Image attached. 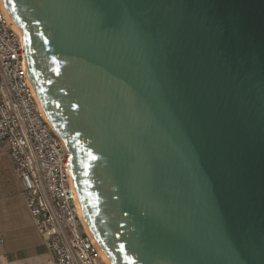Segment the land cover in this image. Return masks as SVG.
Listing matches in <instances>:
<instances>
[{
  "label": "water",
  "instance_id": "water-1",
  "mask_svg": "<svg viewBox=\"0 0 264 264\" xmlns=\"http://www.w3.org/2000/svg\"><path fill=\"white\" fill-rule=\"evenodd\" d=\"M110 264H264V0H0Z\"/></svg>",
  "mask_w": 264,
  "mask_h": 264
},
{
  "label": "built area",
  "instance_id": "built-area-1",
  "mask_svg": "<svg viewBox=\"0 0 264 264\" xmlns=\"http://www.w3.org/2000/svg\"><path fill=\"white\" fill-rule=\"evenodd\" d=\"M0 145L8 148L30 222L53 264H110L86 226L67 170L69 153L24 74L20 35L0 1Z\"/></svg>",
  "mask_w": 264,
  "mask_h": 264
},
{
  "label": "crops",
  "instance_id": "crops-1",
  "mask_svg": "<svg viewBox=\"0 0 264 264\" xmlns=\"http://www.w3.org/2000/svg\"><path fill=\"white\" fill-rule=\"evenodd\" d=\"M0 264H53L33 228L8 148L0 145Z\"/></svg>",
  "mask_w": 264,
  "mask_h": 264
}]
</instances>
